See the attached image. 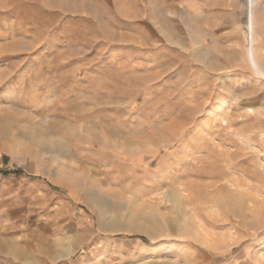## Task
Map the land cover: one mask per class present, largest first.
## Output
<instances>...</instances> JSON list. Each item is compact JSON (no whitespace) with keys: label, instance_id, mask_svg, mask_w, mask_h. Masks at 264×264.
<instances>
[{"label":"rangeland","instance_id":"rangeland-1","mask_svg":"<svg viewBox=\"0 0 264 264\" xmlns=\"http://www.w3.org/2000/svg\"><path fill=\"white\" fill-rule=\"evenodd\" d=\"M210 5L0 0V264H264V0Z\"/></svg>","mask_w":264,"mask_h":264},{"label":"crops","instance_id":"crops-1","mask_svg":"<svg viewBox=\"0 0 264 264\" xmlns=\"http://www.w3.org/2000/svg\"><path fill=\"white\" fill-rule=\"evenodd\" d=\"M216 1L218 7L222 9L220 12L224 11V21L230 15V10L237 11V13L242 9L245 0H178L179 6L181 7L184 14H187L190 17H196L199 14V11L204 7L207 9L208 3L210 5V16H218L216 13L214 14V6L213 2ZM203 3V4H202ZM224 9V10H223ZM232 12V11H231ZM209 13V12H208ZM220 13V14H221Z\"/></svg>","mask_w":264,"mask_h":264},{"label":"bare ground","instance_id":"bare-ground-1","mask_svg":"<svg viewBox=\"0 0 264 264\" xmlns=\"http://www.w3.org/2000/svg\"><path fill=\"white\" fill-rule=\"evenodd\" d=\"M129 230L142 232V233H148V231H149L145 226L139 225V224H132L131 226H129ZM161 250H163V245H157L156 247H154L152 249L151 253L154 255V254L160 252Z\"/></svg>","mask_w":264,"mask_h":264},{"label":"trees","instance_id":"trees-1","mask_svg":"<svg viewBox=\"0 0 264 264\" xmlns=\"http://www.w3.org/2000/svg\"><path fill=\"white\" fill-rule=\"evenodd\" d=\"M16 175H21L23 172L21 170H17L14 172ZM0 174L8 175V172H0Z\"/></svg>","mask_w":264,"mask_h":264},{"label":"built area","instance_id":"built-area-1","mask_svg":"<svg viewBox=\"0 0 264 264\" xmlns=\"http://www.w3.org/2000/svg\"><path fill=\"white\" fill-rule=\"evenodd\" d=\"M256 0H247L249 8L251 9Z\"/></svg>","mask_w":264,"mask_h":264}]
</instances>
